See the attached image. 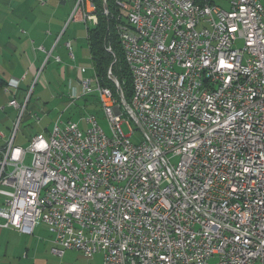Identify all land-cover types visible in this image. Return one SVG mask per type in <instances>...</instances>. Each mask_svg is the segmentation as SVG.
Instances as JSON below:
<instances>
[{
	"label": "built area",
	"instance_id": "built-area-1",
	"mask_svg": "<svg viewBox=\"0 0 264 264\" xmlns=\"http://www.w3.org/2000/svg\"><path fill=\"white\" fill-rule=\"evenodd\" d=\"M85 3L70 19L96 24ZM115 6L131 104L113 78L120 103L83 80L109 134L86 115L27 147L13 142L19 117L0 150V228L31 236L39 220L52 255L100 264H264V0ZM28 100L8 103L21 115ZM130 121L139 144L121 129Z\"/></svg>",
	"mask_w": 264,
	"mask_h": 264
},
{
	"label": "crops",
	"instance_id": "crops-1",
	"mask_svg": "<svg viewBox=\"0 0 264 264\" xmlns=\"http://www.w3.org/2000/svg\"><path fill=\"white\" fill-rule=\"evenodd\" d=\"M75 2L76 0H0V80L4 83L0 89V150H3L10 138L18 117L20 121L14 144L23 122L27 127L38 128L49 113L44 107L40 111V117L33 109H27L28 100L20 115L19 110L8 103L14 96L23 99L27 95L28 88L35 85L39 77L37 73L42 69L45 59L47 62L42 71H45L51 59L53 62L46 72L45 83H56L60 72L63 84L66 85V95L62 97L51 93L50 98L58 112L50 124L39 128L37 134L43 133L47 136L55 122H75L80 128H85L84 117L93 115L85 113L88 109L85 104L96 101L94 99L97 95H84L81 86L83 80H90L94 84L86 33V26L91 24L79 17L68 22ZM82 25L85 33L84 48L77 41V33ZM67 43L70 49L66 47ZM86 54L88 63H82L80 56ZM88 71L90 74L87 76ZM74 101L82 104L80 110L84 113L81 119L83 124L73 121L71 117L64 119L62 115ZM33 137L25 140L26 147ZM15 146L22 147L18 144ZM3 209L4 207H0V210L4 211ZM37 222L31 236L14 229L0 228V264H47L45 256L47 253L52 254L53 235L42 222Z\"/></svg>",
	"mask_w": 264,
	"mask_h": 264
},
{
	"label": "rangeland",
	"instance_id": "rangeland-1",
	"mask_svg": "<svg viewBox=\"0 0 264 264\" xmlns=\"http://www.w3.org/2000/svg\"><path fill=\"white\" fill-rule=\"evenodd\" d=\"M89 2H90L89 0H86L84 8L86 7V4H89ZM103 7H104V5H103ZM74 8H75V6H74ZM81 10H83V6H81ZM106 10H107V8H106ZM72 13H73V11H72ZM72 13H71V15H72ZM71 15H70V17H71ZM78 17H76V18H78ZM76 18H74V19H76ZM70 20L71 19H69L68 22H70ZM86 23L93 24L89 21ZM115 28H116V25H115ZM83 29H84V26L82 25L80 27L79 33H77V41L84 48L85 33H84ZM115 32H116V30H115ZM68 33H69V31H68ZM85 53H86V51H85ZM80 59L83 60L82 63H88L87 54L83 57L80 56ZM46 62H47V59H45L44 64L42 66V69L45 66ZM51 63H53L52 59L46 65L45 71H42V69L40 68L39 72L37 73L39 77L36 79V82L34 83L35 85L32 84L27 90V95H28V97H30L27 109H33L34 112H36V114H38L40 117L42 116L40 111L44 107H46L49 110V113L45 115L46 119H42L41 126L38 128L37 127H35V128L27 127L26 123L23 122L20 126L19 132L17 133V138H16V142L14 145L18 144L22 147H26L27 142H25V140H27V139L29 140V138H31L35 134H37V132L39 131V128H43V127H45V124H47V123L50 124V122L53 121V118L56 116L58 110L54 106V104H55L54 101L51 100V98H50L51 93H54V94H56L58 96H62V97H65V95H66V93H65L66 85H65V83L63 84V81H62L61 76L59 74L60 72H58V76L56 77L57 78L56 83H53V84H46L45 83L44 78H45L47 70H49V66ZM51 67L52 66H50V68ZM88 74H90V71L87 72V76H88ZM108 78L115 84V81L112 80L113 77H108ZM52 90H53V92H52ZM83 93H85V92L83 91ZM85 94L87 96H89V95L94 96L95 95L94 97H96L95 92H89V93H85ZM13 98H16L18 100L20 99V97H16V96H14ZM97 98L94 99V100H96L95 102H97V101L99 102V99L97 100ZM98 102H97V104L101 108V104H100V102L99 103ZM81 105H82L81 102L74 101L73 104L71 105V107L68 109V111L63 112L62 115H63L64 119H66L67 117H71V119L73 121H76L80 124H83L81 119H82V116L84 113L80 110ZM85 113H89V114L92 113L95 116V118L97 119L99 126L106 133V135L109 134L107 121L105 120V118L103 116V112L101 109H96L95 111L93 109H87V110H85ZM122 117L124 118V116H122ZM18 119H19V117H18ZM18 119H16V122L18 121ZM48 126H50V125H48ZM121 129H122L123 133L126 135L129 134L130 131H133V134L130 137V141L133 144H139L144 140L142 132L140 131V129H138L137 125L133 121H130L129 125H127L124 122L121 125ZM3 210L6 211L5 208ZM40 222L41 221L38 220L37 223H40ZM45 260L47 261V264H100L101 263V256L99 254H97V255L93 256L92 258H85L78 252L67 250V251H64V254L62 257H58V258L52 254L47 253L45 256Z\"/></svg>",
	"mask_w": 264,
	"mask_h": 264
},
{
	"label": "trees",
	"instance_id": "trees-1",
	"mask_svg": "<svg viewBox=\"0 0 264 264\" xmlns=\"http://www.w3.org/2000/svg\"><path fill=\"white\" fill-rule=\"evenodd\" d=\"M89 1L94 6V14L96 16V24L86 26L87 44L93 75L99 87L109 89L114 99L120 103L121 99L117 88L108 78V71H110L111 76L118 82L123 101L130 105L133 93L131 73L125 62L123 51L115 32V25L121 12L116 8L115 0ZM104 4L108 15L104 14ZM119 21L123 22L121 19ZM3 86L4 83L0 80V89ZM85 107L94 111L100 109L95 101L85 104Z\"/></svg>",
	"mask_w": 264,
	"mask_h": 264
},
{
	"label": "water",
	"instance_id": "water-1",
	"mask_svg": "<svg viewBox=\"0 0 264 264\" xmlns=\"http://www.w3.org/2000/svg\"><path fill=\"white\" fill-rule=\"evenodd\" d=\"M104 9L106 10V5L105 4H104ZM136 125H137L138 129H140V131H142L140 125L138 123H136Z\"/></svg>",
	"mask_w": 264,
	"mask_h": 264
}]
</instances>
